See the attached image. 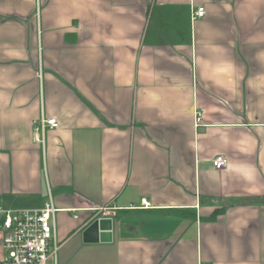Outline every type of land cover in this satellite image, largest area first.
Here are the masks:
<instances>
[{
    "label": "crops",
    "instance_id": "crops-1",
    "mask_svg": "<svg viewBox=\"0 0 264 264\" xmlns=\"http://www.w3.org/2000/svg\"><path fill=\"white\" fill-rule=\"evenodd\" d=\"M49 198L57 264H264V0H0V208Z\"/></svg>",
    "mask_w": 264,
    "mask_h": 264
},
{
    "label": "built area",
    "instance_id": "built-area-1",
    "mask_svg": "<svg viewBox=\"0 0 264 264\" xmlns=\"http://www.w3.org/2000/svg\"><path fill=\"white\" fill-rule=\"evenodd\" d=\"M205 9L192 11L193 20L204 18ZM195 126L201 122V111L195 112ZM55 119L40 118L33 125L34 141L43 145L46 129H56ZM215 170L222 171L228 166L227 159L218 155L212 160ZM144 208L149 204L141 200ZM57 209L51 198L41 209L5 210L0 208L1 247L5 252L0 264H57L59 244L55 236ZM102 217H107L105 211Z\"/></svg>",
    "mask_w": 264,
    "mask_h": 264
},
{
    "label": "water",
    "instance_id": "water-1",
    "mask_svg": "<svg viewBox=\"0 0 264 264\" xmlns=\"http://www.w3.org/2000/svg\"><path fill=\"white\" fill-rule=\"evenodd\" d=\"M112 240V219L98 218L83 231V242L87 244L110 243Z\"/></svg>",
    "mask_w": 264,
    "mask_h": 264
}]
</instances>
